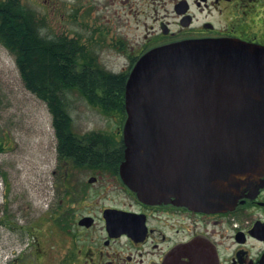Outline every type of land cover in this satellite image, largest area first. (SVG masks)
<instances>
[{
	"label": "flooded vegetation",
	"instance_id": "1",
	"mask_svg": "<svg viewBox=\"0 0 264 264\" xmlns=\"http://www.w3.org/2000/svg\"><path fill=\"white\" fill-rule=\"evenodd\" d=\"M121 3L130 33L116 48L130 62L128 68L151 48L188 40L230 38L264 46V0ZM117 128L114 138L87 137L92 148H100L95 154L76 150L62 158L64 196L50 214L62 231L58 264H264V185L255 197L245 189L228 210L145 202L121 177L125 153L114 149L122 133ZM45 224L41 215L21 225L26 232L15 240L20 249L5 263L43 264L51 254L43 239Z\"/></svg>",
	"mask_w": 264,
	"mask_h": 264
},
{
	"label": "water",
	"instance_id": "2",
	"mask_svg": "<svg viewBox=\"0 0 264 264\" xmlns=\"http://www.w3.org/2000/svg\"><path fill=\"white\" fill-rule=\"evenodd\" d=\"M125 109L120 173L141 200L228 210L264 185V46L154 47L130 71Z\"/></svg>",
	"mask_w": 264,
	"mask_h": 264
},
{
	"label": "rangeland",
	"instance_id": "3",
	"mask_svg": "<svg viewBox=\"0 0 264 264\" xmlns=\"http://www.w3.org/2000/svg\"><path fill=\"white\" fill-rule=\"evenodd\" d=\"M23 1L46 21L44 33L79 36L107 69L127 70L130 62L116 48L118 39L124 40L130 33L121 0H114L115 4L112 0ZM83 6L87 9L78 16ZM94 26H98V32L93 30ZM68 102L75 130L81 134L100 132L109 138L118 135L121 116L103 112L76 91L68 92ZM0 140L4 146L0 152V168L4 173L0 177L1 264H6V257L14 256L20 249L15 248L21 246L15 245V240L26 232L21 225L41 215L46 220L41 226L45 248L51 253L42 262L58 264L62 231L50 214L64 196V184L52 114L47 103L25 86L15 55L1 42Z\"/></svg>",
	"mask_w": 264,
	"mask_h": 264
},
{
	"label": "trees",
	"instance_id": "4",
	"mask_svg": "<svg viewBox=\"0 0 264 264\" xmlns=\"http://www.w3.org/2000/svg\"><path fill=\"white\" fill-rule=\"evenodd\" d=\"M45 26L46 21L23 0H0V42L15 55L25 86L47 103L62 163L63 157H73L76 150L95 154L100 148H92L89 138L104 136L75 130L68 92L76 91L103 112L121 116L123 123L129 71H110L79 36L50 35L43 32ZM123 148V140L114 143L115 150L123 152ZM3 150L0 140V152ZM3 174L0 168V177Z\"/></svg>",
	"mask_w": 264,
	"mask_h": 264
}]
</instances>
